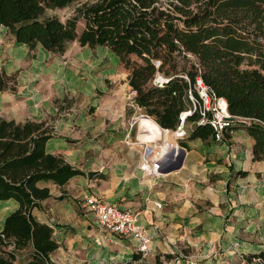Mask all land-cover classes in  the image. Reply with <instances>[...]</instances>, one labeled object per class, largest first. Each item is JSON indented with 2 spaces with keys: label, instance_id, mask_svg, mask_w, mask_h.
I'll return each mask as SVG.
<instances>
[{
  "label": "crops",
  "instance_id": "crops-1",
  "mask_svg": "<svg viewBox=\"0 0 264 264\" xmlns=\"http://www.w3.org/2000/svg\"><path fill=\"white\" fill-rule=\"evenodd\" d=\"M73 42L86 57H98L91 68L97 67L95 77L110 85L99 83L98 93H83L79 109L71 103L58 109L55 104L56 99L69 98L55 89L57 79L51 71L58 54L40 45L33 50L23 45L20 57L11 64L0 63V73H16L18 80L16 92L0 93V116L47 124L49 115H56L46 151L61 155L85 173L63 186L39 183L48 187L49 197L31 214L53 229L58 247L50 253V263L253 264L249 255L264 250V160H253L255 141L245 127L236 124L223 141L184 140L187 153L182 166L154 178L139 170V157L121 152L122 148L96 155L95 142L117 145L129 131L135 113L127 101L129 70L107 47ZM26 58L31 60L23 67ZM79 110L83 115L74 122ZM73 124L80 126L78 130ZM89 172L93 175H87ZM88 196L139 212L138 223L151 235L148 255L136 251L137 243L131 237L103 230L85 207ZM155 202L161 203V208ZM0 206L1 231L5 217L18 205L6 200ZM234 242L238 247L233 248ZM19 255L22 259L23 252Z\"/></svg>",
  "mask_w": 264,
  "mask_h": 264
},
{
  "label": "trees",
  "instance_id": "trees-1",
  "mask_svg": "<svg viewBox=\"0 0 264 264\" xmlns=\"http://www.w3.org/2000/svg\"><path fill=\"white\" fill-rule=\"evenodd\" d=\"M74 2L80 5L65 20L48 12ZM79 19L84 21L80 32ZM0 26L30 50L40 45L63 54L73 41L107 47L129 70L137 104L169 128L184 108L187 83L179 77L161 89L148 83L156 72L154 59L162 60V68L168 66L166 72L187 71L194 81V69L181 68L185 61L179 59L180 52L174 55L176 40L197 55L203 82L226 99L232 115L264 123V0H0ZM11 78L0 73V91L14 89L7 84ZM243 126L255 141L253 160H264V126ZM51 131L46 121L16 122L0 116V200L18 205L0 231V264H15L24 251L29 253L24 264H51L49 255L58 247L53 229L31 214L49 197L48 187L39 183L63 186L85 173L46 151ZM189 138L207 141L212 129L196 126ZM9 243L12 250L7 249ZM253 259L264 264V250L249 255L248 260Z\"/></svg>",
  "mask_w": 264,
  "mask_h": 264
},
{
  "label": "built area",
  "instance_id": "built-area-1",
  "mask_svg": "<svg viewBox=\"0 0 264 264\" xmlns=\"http://www.w3.org/2000/svg\"><path fill=\"white\" fill-rule=\"evenodd\" d=\"M177 45V51L174 55L179 54V59H183L188 65L195 71L194 81L191 82L187 71L177 70L165 71L168 66L162 68V60L154 59L152 63L156 69L155 74L149 81V86L156 88H164L169 84L175 77H179L187 83V87L183 94L184 108L178 113L177 121L174 127H162L160 126L155 118L151 115L146 114L141 106L136 102L137 92L130 88L127 101L128 105L135 109V113L129 123V131L124 137V143L127 146H139L144 147L143 153L140 157L139 170L144 173L148 178H154L159 176L160 173L158 168L165 164L168 160H176L181 154L187 153L186 147L180 142L188 139L192 131L196 126L208 125L212 129V138L215 141H223L227 134L232 133L235 129V125H261L264 126L260 120L250 117H241L232 115L228 110L227 101L222 96H217L214 92L203 82L201 77L202 66L196 54L185 51L183 46L178 42L174 41ZM232 117L235 120H232ZM141 118L154 123L155 130L158 134L156 142L160 145V142L165 140V136H170L173 140V148L170 152H149L147 143L141 141ZM135 126L136 134L135 140H132L131 130ZM173 149V150H172ZM85 207L93 213L99 226L110 233L131 237L137 243L136 251L142 256L148 255L151 250V235L148 230L138 223L139 212L131 211L129 209H122L114 204H109L103 199L97 196H88L85 198ZM156 207L161 208V203L155 202ZM4 242H6L3 235H1ZM238 243H233V246H237ZM8 250L13 249V244L7 245ZM258 263L261 264L260 260L257 259Z\"/></svg>",
  "mask_w": 264,
  "mask_h": 264
},
{
  "label": "rangeland",
  "instance_id": "rangeland-1",
  "mask_svg": "<svg viewBox=\"0 0 264 264\" xmlns=\"http://www.w3.org/2000/svg\"><path fill=\"white\" fill-rule=\"evenodd\" d=\"M78 5H80V2H74L68 7H65L62 9L49 10L48 12L50 15H56L61 20H65L66 18L72 17L75 14V9ZM83 26H84V21L82 19H79L77 23L78 32L82 30ZM23 52H24V46L22 44L16 43L15 40L12 38V36L9 34V32L4 27L0 26V63L6 62L7 64H11L13 60L20 57V55H22ZM54 58H56L57 61L55 62V66L52 67L53 70L51 72H54L56 79H57V82L55 84V87H56L55 89H58L60 91L62 90L69 96V98H66L67 97L66 96L62 100H58V99L55 100V104L58 109L69 106L70 103L74 108L79 109V105L81 102L80 99L82 98L83 93H86V94L88 92L98 93L99 90L97 87L99 83H100V86H102V84H105V86H107L108 88L110 87V85L107 83L108 80L103 81V78L97 79L95 77L96 75H98L97 72L99 71L97 67L91 68L93 62L98 57H95L93 55L86 57L83 54V49H81L80 46L76 42L69 43L66 51L63 54L55 55ZM8 59L10 60L8 61ZM103 59L105 60L107 58H105L104 56ZM30 60L31 59L29 58H26L25 60H23L24 62L23 67H27ZM105 62L108 63L107 61ZM88 65L90 66V70H87ZM184 65L185 66H181V68H185L186 70H188L189 67L186 62L184 63ZM9 76H13V78L9 79L7 81V84L8 86H13L14 89L7 88L3 91H0V93L1 92L2 93L3 92L13 93L17 91L18 80H17L16 73L11 74ZM92 109L89 110L90 114H91ZM142 111L145 112L144 110ZM85 112L86 114H88L87 109H85ZM76 113L77 114H76V118L74 119V122L75 120H78L79 117L81 118V116L83 115V112L81 110L77 111ZM56 117H57L56 115L55 116L49 115L48 117L49 119H47V122H48L47 125H49V127L52 125L51 123L56 119ZM73 126L75 130H78V128L80 127V126L77 127L75 124H73ZM135 134H136V128L134 126L131 130V136H132L133 141L135 140ZM100 136L101 135H99L98 137H95L94 140H97L98 138H100ZM94 144L96 145V147L94 148L93 151L96 155L100 153H103V154L105 153L109 155V153L115 152L116 148H122L121 152L132 154L134 155L135 158L139 157L140 159L141 154L143 153V150H144V147H139L136 145L127 146L124 143V138H123V141L118 142L117 145H113L110 143L109 145L102 146L98 142H95ZM179 144L182 145L183 143L180 142ZM2 202L4 201H0V203ZM0 209H1V206H0ZM259 229H261V227H259ZM235 247H238V246H233V248ZM244 254L245 253H242V255ZM28 258H29V253L23 252V258L21 259L20 255H18L16 258L17 260L15 264H23V262L27 260ZM252 263L259 264L257 259H254Z\"/></svg>",
  "mask_w": 264,
  "mask_h": 264
},
{
  "label": "bare ground",
  "instance_id": "bare-ground-1",
  "mask_svg": "<svg viewBox=\"0 0 264 264\" xmlns=\"http://www.w3.org/2000/svg\"><path fill=\"white\" fill-rule=\"evenodd\" d=\"M141 132L140 138L141 141H145L147 143V150L149 152H157V154L165 151V152H170V149L173 148V140L170 138V136H165V140L163 142H160L161 144L158 145L156 141L158 139V134L157 131L155 130V125L154 123H151L147 120H144L141 118ZM174 149V148H173ZM172 149V150H173Z\"/></svg>",
  "mask_w": 264,
  "mask_h": 264
},
{
  "label": "water",
  "instance_id": "water-1",
  "mask_svg": "<svg viewBox=\"0 0 264 264\" xmlns=\"http://www.w3.org/2000/svg\"><path fill=\"white\" fill-rule=\"evenodd\" d=\"M232 120H235L232 117ZM183 154H181L176 160H168L165 164L158 168L160 173H167L179 169L183 164Z\"/></svg>",
  "mask_w": 264,
  "mask_h": 264
}]
</instances>
